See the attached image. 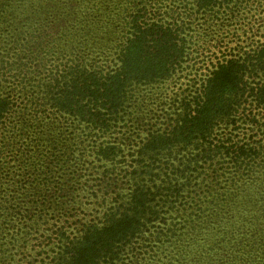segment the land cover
<instances>
[{
  "label": "trees",
  "instance_id": "trees-1",
  "mask_svg": "<svg viewBox=\"0 0 264 264\" xmlns=\"http://www.w3.org/2000/svg\"><path fill=\"white\" fill-rule=\"evenodd\" d=\"M32 1L0 0V133L17 116L21 122L0 145L14 157L25 135L40 136L38 127L56 121L67 130L85 126L83 138L120 127L132 113L137 85L164 79L185 62L193 15L236 13L247 0H179L173 6L165 0ZM50 56L57 60L52 69ZM31 79L39 81V91ZM261 120L264 39L216 64L176 121L140 142L126 171L131 186L120 187L98 221L71 235L59 226L56 255L42 264H264V236L252 230L256 222L264 226ZM108 144L96 147L97 158L119 154ZM175 147L187 157L180 168L185 180L176 189L153 187L155 162ZM204 174L208 187L193 188ZM242 179L244 189L236 187ZM52 184L46 180L41 195L9 197L0 187V264H19L17 255L42 228L34 222L37 212L44 220L45 206L58 208L49 196L64 188L53 185L52 192ZM252 187H260L258 201ZM35 196L42 208L21 200Z\"/></svg>",
  "mask_w": 264,
  "mask_h": 264
},
{
  "label": "rangeland",
  "instance_id": "rangeland-1",
  "mask_svg": "<svg viewBox=\"0 0 264 264\" xmlns=\"http://www.w3.org/2000/svg\"><path fill=\"white\" fill-rule=\"evenodd\" d=\"M54 1L56 0H50V3ZM177 3L179 4V0L164 2L172 6ZM239 10L236 13L222 11L217 15H205L204 11L193 15L191 23L195 30L190 33L185 62L164 79L137 85L134 90L132 113L127 116V121H122L121 126L114 131L102 135L100 133L101 136L97 139L95 136L83 138L89 132L85 126L70 127L67 130L56 121L54 125L52 124L53 127L51 125L38 127L40 136L28 139L25 135L20 141V152L15 157L3 153L0 145V187L5 196L9 197L13 193L20 196L23 192L41 195L46 180L53 182L52 186L64 188L59 195L49 196L53 205L63 207L61 211H58V208L53 211V208L47 205L44 220L39 218V212L34 217L35 225L40 222L42 228L29 240V249L17 255L19 264H28L30 259L31 264H42L43 261L54 257L60 243L57 231L59 226L64 225L63 231H66V235H71L85 223L98 221L111 205L112 196H115L120 187L127 190L131 186L126 171L131 168L133 158L131 155L140 148V142L151 132L164 131L176 121L183 103H187L196 95V91L218 62L233 54L241 55L246 50L256 47L259 41L264 39V0H247ZM45 33L48 37L51 31ZM3 47L5 49L6 45ZM103 49L106 55H112V49ZM40 59L47 61L48 57L42 56ZM49 59L52 69L57 60L54 57V61H51L52 56ZM31 83L36 86L34 87L36 91L41 89L37 79H31ZM19 121L17 116L13 124L6 128L9 131L0 133V144L1 140L3 142L9 139L8 136L15 132L12 131L14 125L18 123L20 128ZM261 122L264 125V120ZM47 130L54 134L52 140L43 135L42 132ZM108 143L117 146L119 154L111 160L97 158L96 147L110 145ZM182 155L180 153L178 156V147L159 155L155 162L156 168L151 175L153 187L163 189L180 187V183L185 180L181 177L180 168L183 160L187 158H181ZM204 166L208 174L211 171L210 162L204 163ZM207 174L202 175L198 179V187L193 188L201 191L208 187V180L205 179ZM8 175L11 178H7ZM222 179L225 180L226 177ZM239 181L236 187L246 188L245 180ZM54 186H50L52 192L57 191ZM25 187H28V190H22ZM260 187L258 190L252 187L254 195L257 193L256 201L262 196ZM225 189L226 187L224 191ZM174 194L172 199L175 200L176 191ZM21 200L24 205L28 203L33 206V210L43 207L37 196L33 197V200L29 197ZM159 203V200L155 202ZM259 203L264 204V198L259 199ZM252 230L256 232L255 236L260 234L264 236L263 224L256 222Z\"/></svg>",
  "mask_w": 264,
  "mask_h": 264
}]
</instances>
